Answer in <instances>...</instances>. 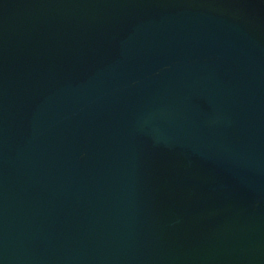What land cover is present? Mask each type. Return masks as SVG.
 I'll use <instances>...</instances> for the list:
<instances>
[{
    "label": "water",
    "instance_id": "water-1",
    "mask_svg": "<svg viewBox=\"0 0 264 264\" xmlns=\"http://www.w3.org/2000/svg\"><path fill=\"white\" fill-rule=\"evenodd\" d=\"M0 264H264V0H0Z\"/></svg>",
    "mask_w": 264,
    "mask_h": 264
}]
</instances>
